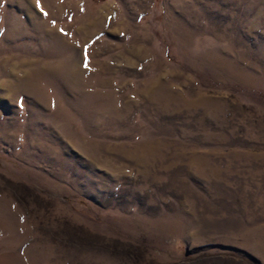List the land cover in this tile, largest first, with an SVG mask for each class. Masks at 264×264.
<instances>
[{
  "label": "rangeland",
  "instance_id": "obj_1",
  "mask_svg": "<svg viewBox=\"0 0 264 264\" xmlns=\"http://www.w3.org/2000/svg\"><path fill=\"white\" fill-rule=\"evenodd\" d=\"M0 264H264V0H0Z\"/></svg>",
  "mask_w": 264,
  "mask_h": 264
},
{
  "label": "snow or ice",
  "instance_id": "obj_2",
  "mask_svg": "<svg viewBox=\"0 0 264 264\" xmlns=\"http://www.w3.org/2000/svg\"><path fill=\"white\" fill-rule=\"evenodd\" d=\"M36 4H37V7H40V0H36ZM41 11H43V9H41ZM44 15H47V13L45 12ZM84 67L85 68L88 67L87 48H85V51H84Z\"/></svg>",
  "mask_w": 264,
  "mask_h": 264
}]
</instances>
